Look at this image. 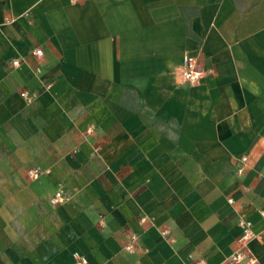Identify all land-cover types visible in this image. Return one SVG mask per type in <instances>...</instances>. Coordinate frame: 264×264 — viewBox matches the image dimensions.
<instances>
[{"label": "crops", "instance_id": "1", "mask_svg": "<svg viewBox=\"0 0 264 264\" xmlns=\"http://www.w3.org/2000/svg\"><path fill=\"white\" fill-rule=\"evenodd\" d=\"M241 216L264 235V0H0V264H224Z\"/></svg>", "mask_w": 264, "mask_h": 264}, {"label": "built area", "instance_id": "2", "mask_svg": "<svg viewBox=\"0 0 264 264\" xmlns=\"http://www.w3.org/2000/svg\"><path fill=\"white\" fill-rule=\"evenodd\" d=\"M33 55L39 60L42 59L44 55V51L42 48H37L33 51ZM21 63L20 59H13L11 64L13 67L19 66ZM37 72L41 71L40 67H37ZM182 75L186 81L190 83H195L199 81V79L203 76V70L200 67L199 59L195 55L186 54L184 57V64L181 68ZM50 85H46V88H49ZM21 95L27 99V101H31L36 97L35 93H29L28 91L21 92ZM90 129H88V132ZM240 165L238 167V173L243 174L246 168L248 167V157L243 155L240 158ZM32 177H38L41 174L39 169H34L30 172ZM69 198L64 190H59L55 195L50 198V202L53 205H57L59 203L64 202ZM233 203V200H229ZM141 221H145V217L141 218ZM239 226L241 228V233L237 239L238 246L237 248L225 259L224 264H258V259L252 252L250 248V242L257 238L262 237L264 235L258 234L253 229V222L247 218L246 216H241L239 219ZM168 231H164L163 234H167ZM129 241L126 245V250L129 252L136 251V242L138 240V234L132 232L129 235ZM75 264H89L88 260L85 256L80 255L79 253H74ZM192 264H209L206 259H194L191 258Z\"/></svg>", "mask_w": 264, "mask_h": 264}]
</instances>
